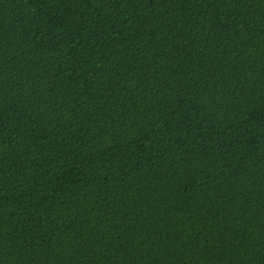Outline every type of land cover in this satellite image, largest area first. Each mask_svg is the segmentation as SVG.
Masks as SVG:
<instances>
[{
  "label": "trees",
  "instance_id": "1",
  "mask_svg": "<svg viewBox=\"0 0 264 264\" xmlns=\"http://www.w3.org/2000/svg\"><path fill=\"white\" fill-rule=\"evenodd\" d=\"M0 264H264V0H0Z\"/></svg>",
  "mask_w": 264,
  "mask_h": 264
}]
</instances>
